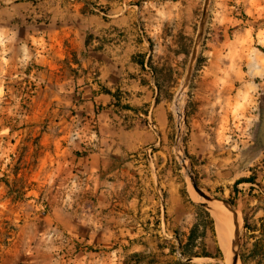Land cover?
Here are the masks:
<instances>
[{"label": "rangeland", "instance_id": "374dc122", "mask_svg": "<svg viewBox=\"0 0 264 264\" xmlns=\"http://www.w3.org/2000/svg\"><path fill=\"white\" fill-rule=\"evenodd\" d=\"M206 1L196 12L195 37ZM24 2L33 5L34 0ZM8 3L0 0V264H86L94 246L82 235L85 227H72L77 220L66 218L62 209L68 196L89 191L82 185L71 189L64 172L56 171L57 160L43 139L51 124L49 108L41 104L39 67L26 61L39 50L34 36L40 27L33 22L32 8L18 12L8 9ZM219 3L227 5L213 14L214 8L222 10ZM248 5L247 0H209L195 59L191 37L180 70L163 67L160 72L172 125L169 161L199 225L172 231L164 240L166 251L138 250L129 236L106 235L100 264H228L216 219L201 205L205 201L191 188V179L216 205L230 206L239 262L263 261L264 222L258 212L264 206V144L258 136L264 113V47L257 41L261 20ZM211 62L218 64L219 73L213 91L200 85ZM179 93L186 98L183 118L175 109ZM243 179L252 181L237 184ZM238 193L246 195L244 215L237 209ZM71 228H76L74 234L67 233Z\"/></svg>", "mask_w": 264, "mask_h": 264}, {"label": "crops", "instance_id": "0c3cea01", "mask_svg": "<svg viewBox=\"0 0 264 264\" xmlns=\"http://www.w3.org/2000/svg\"><path fill=\"white\" fill-rule=\"evenodd\" d=\"M24 1L9 0L7 8H32L40 27L39 50L26 61L39 67L41 104L49 108L43 139L68 187L89 191L68 196L62 209L77 220L72 227H85L82 235L94 246L96 260L86 264H100L106 235L129 236L138 250H168L164 240L172 231L199 224L169 161L172 125L160 72L179 71L185 43L191 37L196 43L202 0ZM247 2L261 20L257 41L264 47V0ZM219 5L213 14L227 4ZM217 66L205 67L203 89L217 86ZM238 196L244 215L246 195ZM258 217L264 222V206Z\"/></svg>", "mask_w": 264, "mask_h": 264}, {"label": "bare ground", "instance_id": "6f19581e", "mask_svg": "<svg viewBox=\"0 0 264 264\" xmlns=\"http://www.w3.org/2000/svg\"><path fill=\"white\" fill-rule=\"evenodd\" d=\"M184 98H185V93H182V94L179 93V97L177 98V101H176V106L174 105L177 114H179L181 118H183V114H184L183 113ZM215 208L218 209L224 215V219H223L212 212L213 216L216 219V228H217L218 239L220 242V247L224 255L226 256L227 263L230 264L232 261V258L236 254L234 250V248H236L237 246V244L235 243V237H234V248L232 246V240H233V235L235 231L237 230V225L232 220L229 219L231 208L228 204L222 202L219 205H215ZM238 264H241V263L238 261Z\"/></svg>", "mask_w": 264, "mask_h": 264}, {"label": "water", "instance_id": "95a60500", "mask_svg": "<svg viewBox=\"0 0 264 264\" xmlns=\"http://www.w3.org/2000/svg\"><path fill=\"white\" fill-rule=\"evenodd\" d=\"M208 4H209V0L206 1V5L207 6H206V8L204 10V15H203V18L201 20V26H200V30L198 32V37H197V41H196V47H195V52H194L193 60L195 59L197 45L200 43L201 38H202V31H203V28H204V25H205V21L207 19L206 17H207ZM258 137L263 138V144H264V113H263L262 126L259 129V136ZM189 184H190L191 188H193L194 190H196V192L198 193V195L201 198H203V200L205 201V202H202L201 205H203L204 207H206L209 212L211 211V212L215 213L217 216H219L220 218H223L224 219L223 213H221L218 209L215 208L216 202L209 195V193H207L202 187H200L192 179L189 181ZM236 240H237V238L235 236V243L237 244V241ZM237 246H238V244H237ZM238 261H239V256H238V253L236 252L232 264H238Z\"/></svg>", "mask_w": 264, "mask_h": 264}, {"label": "trees", "instance_id": "16d2710c", "mask_svg": "<svg viewBox=\"0 0 264 264\" xmlns=\"http://www.w3.org/2000/svg\"><path fill=\"white\" fill-rule=\"evenodd\" d=\"M248 181H252V180H248V179H243L237 182V184L243 183V182H248Z\"/></svg>", "mask_w": 264, "mask_h": 264}]
</instances>
